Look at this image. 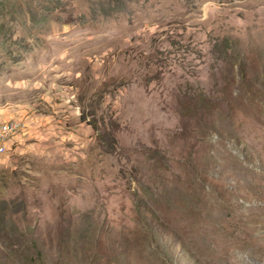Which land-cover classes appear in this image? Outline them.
I'll return each mask as SVG.
<instances>
[{"label":"rangeland","instance_id":"obj_1","mask_svg":"<svg viewBox=\"0 0 264 264\" xmlns=\"http://www.w3.org/2000/svg\"><path fill=\"white\" fill-rule=\"evenodd\" d=\"M0 264H264V0H0Z\"/></svg>","mask_w":264,"mask_h":264},{"label":"built area","instance_id":"obj_2","mask_svg":"<svg viewBox=\"0 0 264 264\" xmlns=\"http://www.w3.org/2000/svg\"><path fill=\"white\" fill-rule=\"evenodd\" d=\"M22 129V124L18 120H8L0 123V156L3 155L11 137Z\"/></svg>","mask_w":264,"mask_h":264}]
</instances>
